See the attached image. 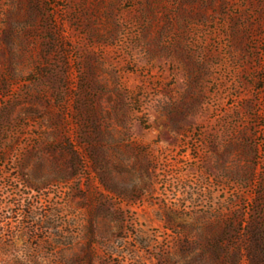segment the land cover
<instances>
[{
    "label": "rangeland",
    "instance_id": "1",
    "mask_svg": "<svg viewBox=\"0 0 264 264\" xmlns=\"http://www.w3.org/2000/svg\"><path fill=\"white\" fill-rule=\"evenodd\" d=\"M0 264H264V0H0Z\"/></svg>",
    "mask_w": 264,
    "mask_h": 264
}]
</instances>
